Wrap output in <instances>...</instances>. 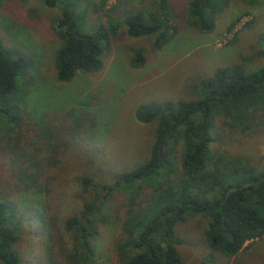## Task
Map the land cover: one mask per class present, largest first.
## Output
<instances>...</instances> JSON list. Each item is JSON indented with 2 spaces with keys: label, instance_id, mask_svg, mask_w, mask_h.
<instances>
[{
  "label": "rangeland",
  "instance_id": "374dc122",
  "mask_svg": "<svg viewBox=\"0 0 264 264\" xmlns=\"http://www.w3.org/2000/svg\"><path fill=\"white\" fill-rule=\"evenodd\" d=\"M155 1H81L77 11H85L87 27L98 24L109 27L110 21L117 26L115 35L110 36L101 70L79 71L65 83L56 79L54 69V53L60 45L54 31L60 18L59 8L46 7L44 0H32L27 6L18 0L2 3L3 45L21 47L33 59L30 71L33 85L20 97L25 113L29 114L23 125L21 146L31 150L45 144L41 132L46 128L54 139L64 118L66 124L82 123L87 130L78 146L62 140L65 144L58 153L59 163L45 166L40 188L27 192L15 191L18 162L12 164L14 154L2 149L3 141L0 142V191L11 194L20 216L16 243L20 264H50L51 252L57 254L65 247L73 248L71 233L65 230L64 222L78 216L83 201L91 202L94 196L93 192H84L83 178H91L89 185L101 188L149 158L155 124L136 120L135 110L140 104L193 100L196 97L191 86L211 76L218 67L239 62H244L248 70L261 67L258 53L264 46V0L254 6L229 0L216 17L211 33L187 25L190 0H171L176 32L160 50L152 49L149 37H129L118 19L129 9L141 11L147 18L155 11ZM138 50L143 51L144 63L135 67L131 62ZM221 121H215L211 134L212 154L240 156L248 167L260 169L264 156V110L255 114L247 131H242V127L230 129ZM43 149L44 152L33 151V155L52 159L51 150L45 145ZM175 166L174 181L183 177L178 158ZM124 196L125 192L120 190L107 204L102 207L97 204L96 209H101L92 215L99 225L98 236L92 242L95 257L86 264H117L114 243L121 234L123 209L119 207ZM207 223L206 217L192 215L174 226L181 241L176 249L182 264H264V236L246 243L231 258L214 252V259L208 261L211 251L204 235ZM55 257L61 264H80L69 259L63 263Z\"/></svg>",
  "mask_w": 264,
  "mask_h": 264
},
{
  "label": "trees",
  "instance_id": "16d2710c",
  "mask_svg": "<svg viewBox=\"0 0 264 264\" xmlns=\"http://www.w3.org/2000/svg\"><path fill=\"white\" fill-rule=\"evenodd\" d=\"M4 1L0 0V7ZM18 1L27 6L32 0ZM81 1L85 0H44L46 7L60 10L54 30L60 40L54 53V69L56 79L63 83L71 81L79 71L101 70L110 36L116 31L117 25L112 21L109 27H87L85 11H77ZM228 1L190 0L187 25L211 33L216 17ZM241 1L250 6L260 2ZM154 6V13L147 18L141 11L129 9L118 19L129 37H149L152 49L160 50L173 38L176 27L171 0H156ZM142 52H136L132 66L144 63ZM258 55L262 59L258 69L248 70L244 62H239L218 67L211 76L201 78L191 86L196 97L193 100L151 101L136 108L137 121L155 124L149 158L101 188L89 185L91 178L81 180L84 192H93V199L83 201L78 216L65 220L73 248L65 247L57 254L51 252L50 264H61L55 256L63 263L69 259L80 264L95 257L92 242L98 236L99 225L93 214L120 190L125 196L119 207L123 209L121 234L114 243L117 264H182L176 249L181 241L174 226L192 215L208 219L204 231L211 251L208 261L214 259V252L231 258L246 243L264 236V156L262 167L253 169L240 156L216 157L210 149L216 120H222L230 129L242 127V131H247L255 114L264 110V46ZM32 67L30 55L21 47L4 46L0 38V142L3 141L2 149L14 154L12 164L18 162L14 176L15 191L19 192L40 188L45 166L59 163L58 153L65 144L62 140L78 146L87 133L82 123L66 124L64 118L54 139L46 128L41 132L45 144L31 150L21 146L23 125L29 114L25 113L20 97L33 85ZM66 117L70 118V114ZM50 128L54 132L51 125ZM88 132L93 133L90 128ZM42 145L51 150L52 159L33 155L38 149L45 151ZM177 158L183 177L174 181ZM97 204L101 205L98 210ZM19 217L11 194L0 191V264L21 263L16 249Z\"/></svg>",
  "mask_w": 264,
  "mask_h": 264
}]
</instances>
